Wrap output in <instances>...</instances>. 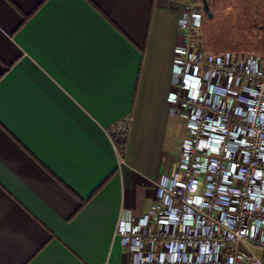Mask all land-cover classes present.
<instances>
[{"label": "crops", "instance_id": "obj_1", "mask_svg": "<svg viewBox=\"0 0 264 264\" xmlns=\"http://www.w3.org/2000/svg\"><path fill=\"white\" fill-rule=\"evenodd\" d=\"M240 1L257 8L235 13H264V0ZM183 10L0 0V264H128L118 221L148 213L186 135L169 113Z\"/></svg>", "mask_w": 264, "mask_h": 264}, {"label": "built area", "instance_id": "obj_2", "mask_svg": "<svg viewBox=\"0 0 264 264\" xmlns=\"http://www.w3.org/2000/svg\"><path fill=\"white\" fill-rule=\"evenodd\" d=\"M170 1L184 10L169 113L186 135L148 213L122 215L114 238L128 264H264V61L206 52L202 0ZM130 127L124 118L110 129L117 147Z\"/></svg>", "mask_w": 264, "mask_h": 264}, {"label": "rangeland", "instance_id": "obj_3", "mask_svg": "<svg viewBox=\"0 0 264 264\" xmlns=\"http://www.w3.org/2000/svg\"><path fill=\"white\" fill-rule=\"evenodd\" d=\"M251 3L245 7L241 5L240 0H216L217 13H213L211 18L205 16L203 26L199 30L200 47L210 53H252L264 61V13L233 11H239L241 8L256 9L257 5ZM257 253L263 254L261 251ZM262 258L264 259V255Z\"/></svg>", "mask_w": 264, "mask_h": 264}, {"label": "water", "instance_id": "obj_4", "mask_svg": "<svg viewBox=\"0 0 264 264\" xmlns=\"http://www.w3.org/2000/svg\"><path fill=\"white\" fill-rule=\"evenodd\" d=\"M202 2H203V10H204L205 15L208 18H211L213 16V12L211 9L210 1L209 0H202Z\"/></svg>", "mask_w": 264, "mask_h": 264}, {"label": "snow or ice", "instance_id": "obj_5", "mask_svg": "<svg viewBox=\"0 0 264 264\" xmlns=\"http://www.w3.org/2000/svg\"><path fill=\"white\" fill-rule=\"evenodd\" d=\"M177 51H179V49H177ZM175 97H170V99H174Z\"/></svg>", "mask_w": 264, "mask_h": 264}]
</instances>
